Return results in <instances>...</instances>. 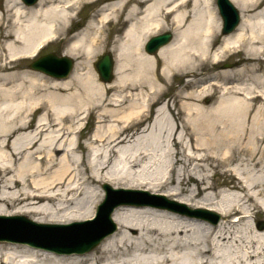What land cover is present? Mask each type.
<instances>
[{
    "label": "bare ground",
    "instance_id": "1",
    "mask_svg": "<svg viewBox=\"0 0 264 264\" xmlns=\"http://www.w3.org/2000/svg\"><path fill=\"white\" fill-rule=\"evenodd\" d=\"M231 2L242 14L223 34L214 0H2L0 216L78 222L67 227L82 228L76 244L103 237L82 253L0 240V264H264L256 222L264 219V0ZM95 3L100 13L81 26L75 10ZM111 24L117 39L99 54ZM168 24L170 42L148 53L144 42ZM70 33L68 76L21 64ZM104 55L114 65L110 82L95 68ZM229 58L236 67L219 69ZM173 75L185 79L177 92L183 101L165 113L159 95ZM91 116L96 128L83 138ZM103 183L114 188L99 203ZM117 189L159 199L163 191L217 215L125 199Z\"/></svg>",
    "mask_w": 264,
    "mask_h": 264
},
{
    "label": "rangeland",
    "instance_id": "2",
    "mask_svg": "<svg viewBox=\"0 0 264 264\" xmlns=\"http://www.w3.org/2000/svg\"><path fill=\"white\" fill-rule=\"evenodd\" d=\"M1 3H2V0H0V8H1ZM101 3H95V4H92V5H90V4H84V5H81V7H78L75 11H76V13H77V19L78 20H81L80 22H81V26H82V24H84L87 20H89V19H91L92 17H95V16H97V14L98 13H100L99 12V9L101 8ZM214 5H215V7H216V0H214ZM236 6V5H235ZM236 8H237V6H236ZM78 9H80V10H78ZM82 9H83V11H82ZM217 9V8H216ZM82 11V12H81ZM237 11H238V13H239V16H240V18H241V14L242 13H240V10L237 8ZM217 12H218V10H217ZM219 14V13H218ZM220 16V15H219ZM221 18V17H220ZM78 23H79V21H77ZM76 22V24H74V27H77V23ZM114 25L113 24H111L110 26H107V27H104L105 29H104V31H103V33H102V38L104 39V41H106V40H108L107 42H104L105 44H104V47H102V49L99 51V54H101V53H104V52H106V51H109V49H110V47H111V45L113 44V42L117 39V33H114L113 34V32H112V29L113 28H115V27H113ZM117 26V25H116ZM221 27H222V19H221V25H220V33H221ZM109 28V29H108ZM163 32H170V33H172V35H173V29L172 28H170V24H168L166 27H164L160 32H158V33H156L155 35H157V34H160V33H163ZM227 34V33H226ZM70 35H71V33L69 34V36H66L65 35V39L64 40H55V41H51V42H49L45 47H43V49L38 53V55L36 56L37 58L39 57V56H41V55H44V54H47V53H54V54H56L57 56H61V55H63V49H64V47H65V45L67 44V41H68V39H69V37H70ZM61 37H63V36H61ZM148 39V38H147ZM145 43V42H144ZM220 44V42H219V40L216 42V47L218 46ZM111 52V51H110ZM112 53V52H111ZM99 54H97V56L99 55ZM112 55H113V53H112ZM97 56H95L94 58H92V61H91V68L93 69V67H92V63H93V61L96 59V57ZM153 56V55H152ZM234 59L235 58H229L228 60H225V61H221L220 63H219V66H218V68L219 69H226V68H234V67H236V63L234 62ZM72 60L73 61H75V59L74 58H72ZM24 63H21V64H23V65H26V66H28V68H30V64H31V62L33 61V58L32 59H27V60H22ZM74 65V64H73ZM161 65H162V61L160 60V59H158V61H157V63H156V67H158V68H160L161 67ZM30 69H32V68H30ZM73 70V69H72ZM205 72V71H204ZM175 74H176V72H174ZM211 75V72H207V73H205V76L206 77H208V76H210ZM185 79H183V78H181V77H179L178 75H173L172 76V78H171V80H167V81H165L164 83H162L163 84V91H162V93L159 95L160 96V102H159V104L158 105H160L161 106V108H162V110H164V112L165 113H168V112H166V105L168 104L169 106H168V108H170V109H172L173 110V112L174 113H176L177 112V106H176V104H175V101H180L181 99H180V96H177V92H178V90H179V88H180V86L182 85V82L184 81ZM205 81V80H204ZM176 99V100H175ZM183 100H181V102H182ZM180 103V102H179ZM211 103V99H210V97H204V99L202 100V104H204V105H208V104H210ZM152 109H155L153 106H152ZM151 114H153V113H151ZM154 115V114H153ZM153 117V116H152ZM95 127V124L93 123V118H92V116L89 118V121H88V124L86 125V127H85V130L83 131L84 133H83V135H84V137L83 138H85V137H87L90 133H91V131H93V128ZM96 128V127H95ZM186 144H187V147H188V149H189V145H190V143L188 142V139L186 138ZM213 173H214V171H213V169H209L208 171H207V174L208 175H210V176H215V175H213ZM212 181V179L210 178L209 179V182H211ZM215 182H220L221 181V176L219 175V176H217V178L214 180ZM107 185V183H103V184H99V185H97L96 187H97V189H98V191L100 192V201H99V203L104 199V190H103V187H104V185ZM109 186V185H108ZM110 187L113 189L114 187L113 186H111L110 185ZM117 188H119V187H117ZM216 190H224L225 189V187L224 186H217L216 188H215ZM119 190V189H118ZM227 190V189H226ZM227 192H231V191H227ZM114 194H118V196L119 197H122V198H125V199H135V198H137V200H142V201H153L154 200V202H160V203H163V204H166V205H172V203L174 204V206H176V207H179L180 209H185V208H187V209H192V210H194V211H198V213H200L201 215H204V216H206V217H213V215H212V213H213V211H210V210H208V209H201V207L200 208H194V207H191V206H189V205H187V204H184V203H181V202H179V201H177V199L178 198H174V197H168L167 195H163L164 193H163V191H160V193L159 194H161L162 195V198L161 199H159V198H155L156 196L154 195V193H151V192H148L147 191V193H145V194H142V195H138V194H133V192L132 191H128L127 189L126 190H124L123 192L122 191H120V192H114ZM114 194H112V196L114 195ZM155 194H158V193H155ZM158 194V195H159ZM98 203V202H97ZM88 207H91V205L89 204V206ZM92 210H93V206H92ZM202 212H201V211ZM200 211V212H199ZM209 211V212H208ZM212 212V213H211ZM22 215H24L25 217H27L28 219H30V220H33L32 219V217L31 216H27V215H25V214H22ZM261 216V215H260ZM254 221V219H250V222L251 221ZM257 223L258 222H260L259 224L260 225H262L263 223H264V219L263 218H260L258 221H256ZM256 223V224H257ZM263 228H264V226H263Z\"/></svg>",
    "mask_w": 264,
    "mask_h": 264
},
{
    "label": "water",
    "instance_id": "3",
    "mask_svg": "<svg viewBox=\"0 0 264 264\" xmlns=\"http://www.w3.org/2000/svg\"><path fill=\"white\" fill-rule=\"evenodd\" d=\"M26 3H32L35 0H24ZM220 13L223 17V33H227L230 30H232L236 24L238 23V11L236 10V8L234 7V5L229 1V0H218L217 1ZM171 37L170 33H164V34H160L157 36L152 37L145 45V50L148 51V53L152 54L155 53L157 51V49L165 44L166 42L169 41ZM103 59L105 58L106 60L99 63L98 61L95 63V68L97 70V72L100 75V78L103 81H110L112 78V64H111V59L108 57V55H104L101 56ZM32 67L34 69H40L48 74L57 76V77H62V76H66L71 67H72V60L65 57V56H61V57H57L55 54H47L44 55L42 57H40L39 59H37L36 61H34V63L32 64ZM109 211L111 209H108ZM109 211H107L106 213H108L106 216H104L107 220L109 221ZM78 232H82V229L77 230ZM111 231V228L108 229L107 232ZM106 232V233H107ZM105 234V233H104ZM103 237V234L100 236H97L96 238H94L93 240H88V239H84L82 240L79 244L73 243V244H68L66 247L61 248V250L64 251H71V250H78V251H86L91 249L92 247H94L96 244H98V242L100 241V239ZM0 238H13L12 236H3L1 235ZM26 240H30V241H34V238H30L28 236V238H26Z\"/></svg>",
    "mask_w": 264,
    "mask_h": 264
}]
</instances>
